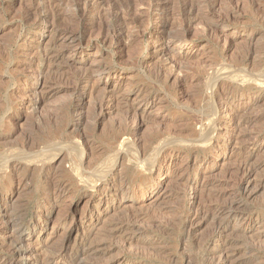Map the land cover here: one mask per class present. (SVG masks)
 Here are the masks:
<instances>
[{
	"label": "rangeland",
	"instance_id": "374dc122",
	"mask_svg": "<svg viewBox=\"0 0 264 264\" xmlns=\"http://www.w3.org/2000/svg\"><path fill=\"white\" fill-rule=\"evenodd\" d=\"M223 1L0 0V264H264V0Z\"/></svg>",
	"mask_w": 264,
	"mask_h": 264
},
{
	"label": "bare ground",
	"instance_id": "6f19581e",
	"mask_svg": "<svg viewBox=\"0 0 264 264\" xmlns=\"http://www.w3.org/2000/svg\"><path fill=\"white\" fill-rule=\"evenodd\" d=\"M127 1H129V0H127ZM138 1V0H137ZM145 1V0H144ZM147 1H150V3H151V5L153 4L156 8H158L159 9V11H160V5H158L157 4V1H159L158 3H162V1L164 2V5H163V10L166 12V13H172V12H175V11H177V12H179L180 14H182V15H186V14H196V13H201V12H199V11H202L203 13H211V14H214L215 12L211 9V7L209 6V0H147ZM221 1H223V0H221ZM140 2V1H139ZM142 2V1H141ZM155 2H156V4H155ZM223 2H226V0H224ZM149 3V2H148ZM149 3V4H150ZM253 3V2H252ZM80 4V3H79ZM87 4V3H86ZM163 4V3H162ZM218 4H219V2H218ZM182 5V6H181ZM181 6V7H180ZM82 7H84V6H82ZM92 8V7H91ZM162 8V7H161ZM84 9H86V6L84 7ZM89 9V8H88ZM82 10V9H81ZM87 10V9H86ZM91 10V9H90ZM234 10V8H228V9H225V10H222L223 11V13H224V15H231V14H233V13H235V11H233ZM76 11V16L75 17H77V20H76V24L78 23V19L80 20V18L82 17V11H77V10H75ZM94 11H95V9H94ZM91 12H93V10L91 11ZM164 12V13H165ZM84 13V12H83ZM95 13V12H94ZM98 12H96V17L95 18H97L98 19V14H97ZM76 19V18H75ZM74 19V20H75ZM81 19H83V18H81ZM100 19V18H99ZM95 21H96V19H95ZM98 21V20H97ZM100 21V20H99ZM96 24H97V22H96ZM100 24V23H99ZM75 25V24H74ZM78 25V24H77ZM98 25V24H97ZM101 25V24H100ZM100 25H98V26H100ZM76 26V25H75ZM102 30L103 31H105V33H108L107 32V30L108 29H106V27H104L103 25H102ZM77 28H79V27H77ZM100 28V27H99ZM166 28V27H165ZM164 30V29H163ZM168 30V29H167ZM165 31V34H166V38H168L169 39V37L170 38H172V40L174 39V40H177V41H175V42H178V41H180L179 39H182L183 38V36H182V33H176V32H172V31H170L169 32V30L168 31ZM67 31V30H66ZM69 31V30H68ZM85 31V30H84ZM109 31V30H108ZM71 32V31H70ZM62 33V32H61ZM72 33H73V31H72ZM75 33V32H74ZM62 34H66V36H67V32H65V30H64V32L62 33ZM103 34V33H102ZM61 35V34H60ZM80 35H82V34H80ZM104 35V34H103ZM65 36V35H64ZM107 36V35H106ZM62 37V36H61ZM67 37H69V41H70V39H72L73 40V38L75 37L74 35H69L68 34V36ZM77 37V36H76ZM63 38H65V37H63ZM104 38V37H103ZM106 38V37H105ZM165 38V37H164ZM67 39V38H66ZM75 39H77V38H75ZM71 40V41H72ZM171 40V39H170ZM183 40V39H182ZM179 43V42H178ZM82 76V75H81ZM81 76H79V77H81ZM90 76V75H89ZM89 76H85L84 77V79L85 80H87V79H89ZM78 80H79V78H78ZM78 80H77V82H78ZM76 82V83H77ZM79 83V82H78ZM214 85V84H213ZM212 87H214V86H212ZM215 100V99H214ZM212 101V103H211V106H210V108L212 109V116L209 118V120H208V124H207V126H208V130L210 131V130H212V129H214V126H215V123H216V120H215V115H216V113H217V111L219 110V107L217 106L218 104L215 102V101ZM250 173V172H249ZM248 173V174H249ZM247 175V174H246ZM229 208H230V206H229ZM231 217V216H230ZM123 222V223H122ZM20 229V228H19ZM217 229V228H216ZM22 230V229H21ZM21 230H19V231H21ZM222 230V229H221ZM108 231V232H107ZM107 231H106V233H104L105 235H107V238L108 239H114L115 237H117V236H119V235H121V234H123V233H126V232H128V231H131V226H129V225H126V222H124V220L123 221H120L119 223L117 222L116 224H113L112 226H110V227H108L107 228ZM220 231V230H219ZM223 231V230H222ZM213 232V231H212ZM133 233V232H132ZM221 233V232H220ZM223 233V232H222ZM221 235V234H220ZM131 237V236H130ZM212 237V236H211ZM138 238V237H137ZM213 238V237H212ZM126 240V239H125ZM126 241H129V242H135L136 240H135V238H128V240H126ZM128 242V243H129ZM226 242V241H225ZM224 242V243H225ZM227 244V243H226ZM223 247L225 246L224 244L222 245ZM98 248H100V245L98 244V245H95L94 247H93V249H92V252L93 251H96V249H98ZM226 248H227V246H226ZM221 249V248H220ZM228 249V248H227ZM225 251V250H224ZM223 251V252H224ZM83 250L81 251V254H83ZM86 252H87V250H86ZM222 252V253H223ZM89 253V252H88ZM213 253V252H212ZM218 253H219V251H218ZM226 253V252H225ZM81 254H79V255H81ZM227 254V253H226ZM228 255V254H227ZM226 256L224 255V259H223V263L224 264H229V262H230V260L228 259V257H226ZM80 257H78L77 256V260L79 259ZM57 261H58V259H57ZM229 261V262H228ZM75 262V261H74ZM79 262H80V260H79ZM78 262V263H79ZM76 263V262H75ZM78 263H76V264H78ZM39 264H41V263H39ZM46 264V263H45ZM70 264H71V262H70ZM80 264V263H79Z\"/></svg>",
	"mask_w": 264,
	"mask_h": 264
}]
</instances>
